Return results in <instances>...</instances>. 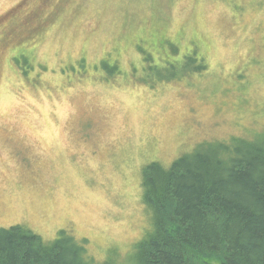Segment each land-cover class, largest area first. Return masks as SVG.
Returning <instances> with one entry per match:
<instances>
[{
  "label": "rangeland",
  "instance_id": "374dc122",
  "mask_svg": "<svg viewBox=\"0 0 264 264\" xmlns=\"http://www.w3.org/2000/svg\"><path fill=\"white\" fill-rule=\"evenodd\" d=\"M241 141H264V0H0V228L133 264L144 167Z\"/></svg>",
  "mask_w": 264,
  "mask_h": 264
},
{
  "label": "trees",
  "instance_id": "16d2710c",
  "mask_svg": "<svg viewBox=\"0 0 264 264\" xmlns=\"http://www.w3.org/2000/svg\"><path fill=\"white\" fill-rule=\"evenodd\" d=\"M195 53L191 70L180 75L207 69ZM142 185L155 225L133 264H264V141L198 149L170 167L153 161L143 169ZM0 264L112 263L91 260L83 242L65 230L46 242L15 224L0 228Z\"/></svg>",
  "mask_w": 264,
  "mask_h": 264
}]
</instances>
